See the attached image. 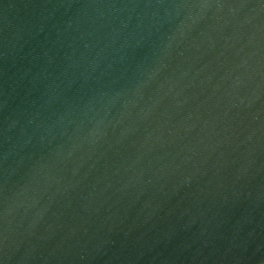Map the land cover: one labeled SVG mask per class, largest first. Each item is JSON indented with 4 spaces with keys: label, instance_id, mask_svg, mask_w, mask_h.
<instances>
[{
    "label": "water",
    "instance_id": "water-1",
    "mask_svg": "<svg viewBox=\"0 0 264 264\" xmlns=\"http://www.w3.org/2000/svg\"><path fill=\"white\" fill-rule=\"evenodd\" d=\"M0 264H264V0H0Z\"/></svg>",
    "mask_w": 264,
    "mask_h": 264
}]
</instances>
